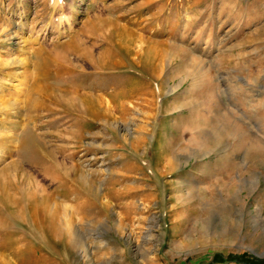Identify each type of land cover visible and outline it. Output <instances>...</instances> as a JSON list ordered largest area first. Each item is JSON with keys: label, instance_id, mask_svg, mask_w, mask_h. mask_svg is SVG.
I'll use <instances>...</instances> for the list:
<instances>
[{"label": "rangeland", "instance_id": "1", "mask_svg": "<svg viewBox=\"0 0 264 264\" xmlns=\"http://www.w3.org/2000/svg\"><path fill=\"white\" fill-rule=\"evenodd\" d=\"M0 264H264V0H0Z\"/></svg>", "mask_w": 264, "mask_h": 264}, {"label": "bare ground", "instance_id": "2", "mask_svg": "<svg viewBox=\"0 0 264 264\" xmlns=\"http://www.w3.org/2000/svg\"><path fill=\"white\" fill-rule=\"evenodd\" d=\"M75 51H76V54H78L80 56L84 54L81 50L75 49ZM87 59H89V58H87ZM90 62H92V61L90 60ZM102 88H105V87L103 86ZM138 92L141 93V91H139V90H138ZM70 93H71V91H69V90L65 91L66 96H68ZM105 93L107 95H109V98L107 101L103 100L101 97L96 96V95L84 96L83 99L68 98L69 102L66 105V112L68 114H73V111L76 110L79 113H84L87 116L93 117L94 119H99V118L105 117L106 120H110V118H111V111H110L111 106H110V104L111 103H117V102H115L117 100L119 103V106H120V111H122L125 108V105L123 104V102H124L123 100L127 97H132L133 91L123 88V89H120L118 91H112V92H108L107 90H105ZM59 99H60V96H59ZM112 101H114V102H112ZM78 108L82 109L83 112H80L78 110ZM101 112L103 114H101ZM20 129H18V131Z\"/></svg>", "mask_w": 264, "mask_h": 264}]
</instances>
